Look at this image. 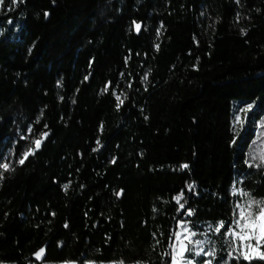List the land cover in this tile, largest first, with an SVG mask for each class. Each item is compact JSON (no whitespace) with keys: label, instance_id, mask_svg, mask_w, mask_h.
Instances as JSON below:
<instances>
[{"label":"trees","instance_id":"16d2710c","mask_svg":"<svg viewBox=\"0 0 264 264\" xmlns=\"http://www.w3.org/2000/svg\"><path fill=\"white\" fill-rule=\"evenodd\" d=\"M241 208H264V0H0V264H171L181 222Z\"/></svg>","mask_w":264,"mask_h":264},{"label":"rangeland","instance_id":"374dc122","mask_svg":"<svg viewBox=\"0 0 264 264\" xmlns=\"http://www.w3.org/2000/svg\"><path fill=\"white\" fill-rule=\"evenodd\" d=\"M236 102L237 100H235L234 105ZM255 107L256 102L251 105L250 110ZM237 120H239V116ZM251 143L253 144L254 142L251 141ZM248 151L249 155L254 157L251 146L248 147ZM235 192L241 194L238 190H235ZM241 211L244 213V219L239 218L242 227L234 225L230 226L228 229H224V224V227L220 229L221 232L215 231L219 225L214 227H212V225L205 226L203 227L204 230L196 231L188 222H181L175 235L171 264H208V261H211V264H228L231 257L234 256V253L243 257L246 255L249 259H261V256H264V233H261L259 228V224L262 221L256 220L257 216H253L251 208H241ZM249 213L251 214L250 219ZM245 220H249L250 226L243 227ZM253 222L255 223L254 227L251 226ZM232 233H235V235ZM241 237L245 238L241 239ZM257 237L259 239H257ZM222 238H227L230 245L225 257H221V253L219 252L220 240H222ZM209 252L213 253V255H208Z\"/></svg>","mask_w":264,"mask_h":264},{"label":"snow or ice","instance_id":"6c2138e0","mask_svg":"<svg viewBox=\"0 0 264 264\" xmlns=\"http://www.w3.org/2000/svg\"><path fill=\"white\" fill-rule=\"evenodd\" d=\"M137 29H139V25H137ZM39 141H37L36 142V144H37V146H39ZM24 161H23V159L22 160H20V163H23ZM6 167V166H5ZM184 167H187V165H185ZM177 199V202H179V200H180V197H177L176 198ZM181 207H183V205H181ZM249 207H251V205H249ZM240 219H244V213L241 211L240 212ZM250 217H251V214L249 213V219H250ZM240 219H238L235 223H236V225H237V227H242L241 226V224H240ZM256 220L257 221H262L260 224H259V228H260V230H261V233H264V208H261L260 209V212H259V214L257 215V217H256ZM248 226H250L249 225V220H245V224L243 225V227H248ZM251 226H255V223L253 222V224L251 225ZM224 227V223L223 222H220V224H219V226L215 229V231H217V232H219L220 231V229L221 228H223ZM233 235H235V233H232ZM193 235H194V233H193ZM245 237H241V239H244ZM257 239H259L258 237H257ZM208 255H213V253H211V252H209L208 253ZM244 258L245 259H249V257L248 256H244ZM261 259H264V256H261ZM208 264H211V261H208Z\"/></svg>","mask_w":264,"mask_h":264}]
</instances>
